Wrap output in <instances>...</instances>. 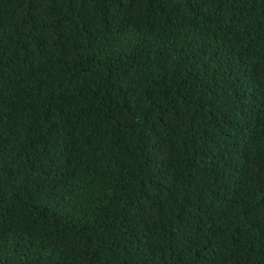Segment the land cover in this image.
I'll return each mask as SVG.
<instances>
[{
    "label": "trees",
    "instance_id": "trees-1",
    "mask_svg": "<svg viewBox=\"0 0 264 264\" xmlns=\"http://www.w3.org/2000/svg\"><path fill=\"white\" fill-rule=\"evenodd\" d=\"M0 264H264V0H0Z\"/></svg>",
    "mask_w": 264,
    "mask_h": 264
}]
</instances>
